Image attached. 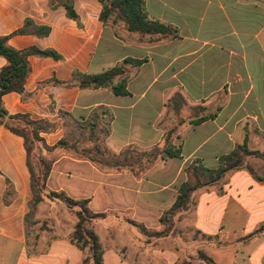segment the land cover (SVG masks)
Returning a JSON list of instances; mask_svg holds the SVG:
<instances>
[{"label":"crops","instance_id":"1","mask_svg":"<svg viewBox=\"0 0 264 264\" xmlns=\"http://www.w3.org/2000/svg\"><path fill=\"white\" fill-rule=\"evenodd\" d=\"M73 6L80 24L49 0H0V37H8L10 47L52 50L62 57L30 56L25 99L7 93L3 107L9 116L27 115L53 127L40 134L50 147L65 137L70 121L86 120L95 111L104 120L109 113L106 148L117 155L135 148L149 165L141 175L110 173L89 160L61 156L51 166L47 191L87 200L94 213L128 212L134 223L158 231L161 215L174 204L194 161L215 169L219 155L245 139L250 151L264 154V0H145L149 18L176 28L178 38L127 31L119 36L101 21L98 0H73ZM28 20L33 24L29 31L17 33ZM36 27L50 32L39 36ZM127 58L144 60L140 66L125 65L132 76L128 96L55 83L68 82L73 73H104ZM6 64L0 56V69ZM169 102L181 107V129L173 142L181 154L155 160V153H144L163 142L166 128L160 121ZM206 116L210 118L195 123ZM207 155L211 167L205 165ZM245 164L254 174L246 168L233 171L222 184L194 193L193 229L222 242L197 247V257L203 251L214 259L206 253L209 248L220 251L214 256L218 264H264V233L246 239L264 223V160L248 156ZM30 178L24 138L0 124V264H81L87 252L71 241L77 218L49 199L37 206L35 220L47 228L29 253ZM7 180L13 185L9 204L4 200ZM102 203L113 207L107 210ZM65 214L76 219H63ZM185 222L177 228L186 229ZM122 226L124 237L114 240L115 232L114 241L104 247L103 264H181L186 257L185 247L172 235L143 241L137 230Z\"/></svg>","mask_w":264,"mask_h":264},{"label":"trees","instance_id":"2","mask_svg":"<svg viewBox=\"0 0 264 264\" xmlns=\"http://www.w3.org/2000/svg\"><path fill=\"white\" fill-rule=\"evenodd\" d=\"M51 6L56 8L63 6L66 9L67 16L80 24L79 17L76 14L73 6V0H49ZM102 5V12L100 19L103 23L113 17V23L118 20L124 23L125 30L131 34H138L140 36H154L159 35L162 38H178L177 29L162 23L158 20L149 18L145 9V0H98ZM31 21H26L24 27L17 31L19 34H25L32 26ZM33 31L39 36H47L50 32L49 28L36 27ZM8 37H0V56L3 57L7 64L0 69V124H4L14 133L22 136L25 140V147L27 151L28 167L30 171V185L32 192V200L30 202V212L26 216L27 219L32 218L36 212L37 206L44 202L45 199L57 201L64 204L69 210H75L77 222L74 232L71 235V241L82 251L87 252L86 258L81 264H103L104 249L100 243V239L96 234L90 223L106 218V213H94L90 210L87 200H74L66 195L64 192L47 191L46 183L51 170L52 164L61 156V148L65 143L61 139L54 146H48L44 139L40 137L42 132H49L51 127L44 121H33L27 115L9 116L3 107V95L11 92H16L22 95L25 94V82L30 74L31 68L29 63L30 56L51 57L56 60L62 57L52 50H39L37 48H28L17 50L9 46ZM144 60H133L127 58L122 64L116 65L104 73L98 75H83L80 73H73L68 82H56L63 86L76 84L83 89H99L108 88L112 85L113 93L117 96H128L129 92L126 89L127 80L123 78L122 81L113 85L117 77L127 74L125 68L126 64L134 66L142 65ZM210 116L201 117L195 123H201L209 119ZM21 128H20V127ZM168 142V139H166ZM37 145H40L46 153L56 154L47 162L46 155L35 157L34 150ZM155 153L154 159H166L180 157L181 151L175 147H159L152 151V153H144L151 155ZM248 156H256L264 160V154L258 151H250L247 140L237 145L236 148L227 155L219 158L218 167L209 169L204 167L198 160L194 161L186 172H192L196 179V183L192 184L190 181L182 183L178 188L176 200L172 207L166 211V214L172 215L177 212L187 211L194 193L206 186L220 184L225 176L233 171L246 168L251 174H254L253 169L245 164ZM86 157V156H83ZM36 161V163H35ZM92 161V160H89ZM102 166L100 163H98ZM111 169L122 171L118 163L107 165ZM202 179H205L203 181ZM13 195V185L7 180V189L5 193V203L9 204ZM164 213V214H165ZM161 224H165L166 219L164 215L160 218ZM135 224V223H134ZM145 230V229H144ZM264 233V223L249 234L246 239L257 237ZM158 236H165L162 232L156 233ZM198 259L202 264H218L214 259L205 254L203 251L198 252Z\"/></svg>","mask_w":264,"mask_h":264},{"label":"rangeland","instance_id":"3","mask_svg":"<svg viewBox=\"0 0 264 264\" xmlns=\"http://www.w3.org/2000/svg\"><path fill=\"white\" fill-rule=\"evenodd\" d=\"M108 26L113 28L115 30L116 35L124 36L125 33V27L124 23L120 20H118L116 23H113V17H111L108 22L106 23ZM142 40V38H140ZM123 78H126L127 83L131 80L132 76L129 74L124 73L122 76L117 77L113 85H116L122 81ZM162 78L160 81H163ZM127 86V85H126ZM108 89H112V85L108 87ZM164 91V90H163ZM165 92V91H164ZM172 96L169 100H171ZM168 100V99H167ZM164 109L166 112H164L163 117L160 121L161 125H163L164 128H166V132L163 136V142L160 145V149H164L165 147H174L173 142L179 137L180 127L179 126V119H181V113L180 108L177 104L172 102L166 103ZM177 108V109H176ZM178 113H176V111ZM193 111L189 110V113L192 114ZM100 113L102 111L100 110ZM111 120V115L109 116V113H106V118L104 120H101L99 114L97 111L92 113L86 120L83 121H70L67 124V131L65 134L64 145L61 148V156H69L74 159H83V160H92L99 169H101L104 172H110V173H116L121 172L118 170H113L109 168L107 165L112 163H118L120 168H124L122 170L123 172H127L129 174L135 175V174H143L148 167L149 163L146 160V156H144L140 151H138L135 148H127L125 151H123L120 155L114 154L111 151H109L104 141L106 137L109 134V128H108V122ZM20 127V126H19ZM21 128V127H20ZM166 139H168V142H166ZM177 148V147H175ZM42 154L46 155L45 160L48 162L51 157L56 154L54 152L52 153H46L45 150L40 145H37L34 150L35 157L42 156ZM60 156V157H61ZM86 156V157H83ZM222 157V155H219ZM205 165L207 167L212 166V159L208 155L206 156ZM36 163V161H35ZM98 163H100L102 166H100ZM187 181H190L192 184L196 183L195 177L192 175V172L187 173ZM227 175L225 176V178ZM224 178V179H225ZM205 181V179H202ZM224 180L220 183L222 184ZM194 197V196H193ZM195 203V199L192 198L190 206L187 211H181L177 212L176 214H162L161 217L164 215V218L166 219L165 224H162L161 230L154 231V230H147L143 226L135 223L131 220V215L128 212H109L106 215V219L104 220H97L95 222L90 223V226L94 228L96 234L98 235L100 239V243L104 247L106 244L108 245L109 242H112L118 239V241H121V236L124 237L122 230L124 225L125 227H131L132 229L137 230L139 233V238L143 237V241H150L152 238L158 237L156 234L157 232H162L163 235H172L174 236L175 240L182 244L185 247V253L186 257L183 259L181 264H202L200 260L198 259L197 251L200 249L199 246L203 245H220L222 242L219 240V237H207L201 235L199 232L195 231L192 227V219H193V206ZM63 205V204H62ZM102 205H105L102 203ZM100 205V206H102ZM108 207L107 205H105ZM110 207H113V205H109ZM66 207V206H65ZM110 207L106 208L107 210L110 209ZM71 214H75V210H70ZM67 216V220L70 222L72 219H76L75 216H71L70 214H65L64 217ZM185 219V223L183 225L186 226V229L179 230L177 228V224L180 221H183ZM38 222L35 220V214L32 218L27 219V241H28V247H29V253L32 254L33 251H35V245L37 243L38 237L42 230L47 228V223L45 224H37ZM65 224L67 222H64ZM70 223H67L66 225L69 226ZM120 226V227H119ZM145 229V230H144ZM116 232V234H115ZM115 234L114 240L112 236ZM132 236H136V234L132 231ZM132 238V237H131ZM182 238V239H181ZM121 239V240H120ZM136 240V239H135ZM183 240V242H181ZM199 247V249H197ZM220 251L213 252L211 249L207 248L206 253L211 254L212 257L215 259L214 256H219ZM196 256V257H193ZM196 259V260H195Z\"/></svg>","mask_w":264,"mask_h":264}]
</instances>
